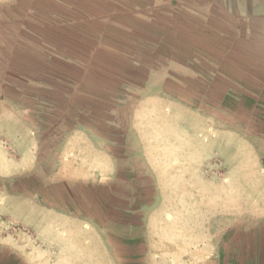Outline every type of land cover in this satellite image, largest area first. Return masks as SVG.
I'll list each match as a JSON object with an SVG mask.
<instances>
[{
    "label": "crops",
    "instance_id": "0c3cea01",
    "mask_svg": "<svg viewBox=\"0 0 264 264\" xmlns=\"http://www.w3.org/2000/svg\"><path fill=\"white\" fill-rule=\"evenodd\" d=\"M40 46L59 47L61 56L42 55ZM2 47L11 61L19 63L23 54L24 73H75L59 93L74 117L60 139L56 175L101 186L110 197L99 200L107 207L102 217L47 208L42 252L32 247L26 261L3 263L0 247V264H132L136 254L108 240L112 223H123V239L136 229L131 221L141 209L131 206L144 199L132 197L129 175L157 172L148 169L152 163L158 175L201 173L214 157L227 167L226 181L202 178L182 187L206 190L201 203L194 192L192 199L167 203L158 177V203L140 213L139 263L133 264H264V0H0ZM149 56L168 64L148 66ZM116 73L150 74L144 85L116 86ZM163 73H208L210 85L168 87ZM198 91L205 96L196 98ZM13 105L0 104V159L5 141L31 169L38 139ZM247 107L251 117L243 119ZM66 110L59 108V116ZM244 174L250 177L245 185ZM243 189L251 191L247 213ZM187 200L196 201L193 209L167 213L166 206Z\"/></svg>",
    "mask_w": 264,
    "mask_h": 264
},
{
    "label": "rangeland",
    "instance_id": "374dc122",
    "mask_svg": "<svg viewBox=\"0 0 264 264\" xmlns=\"http://www.w3.org/2000/svg\"><path fill=\"white\" fill-rule=\"evenodd\" d=\"M0 49L3 51V47ZM38 50H40V52L44 50V54H41L45 56L48 50L55 59L61 56L59 47L40 46ZM7 51L0 53V104L13 102V106L16 109L15 113H18L17 115H19V118L22 119L23 122L30 124L32 126L31 128L34 127V133L38 139V148L35 152L36 162L31 169L27 167V158L20 154L18 150L13 149L11 145L5 141L1 143L3 156L2 159H0V163L2 164V172H0V247L3 248V263H14L26 261V253L28 250L32 252V247H35V253H37L36 251L42 252V224L45 219V213H49L46 211L47 208L61 209L72 214H90L96 217H102L107 211V209L104 211V207H107L100 206L99 200H105L107 197H110V193L102 190L100 188L101 186L98 185L85 186L83 184L77 185L75 181L70 180L59 181L56 175L60 166V139L62 133L68 130L72 125L69 118L74 117L73 114L66 110L67 98L66 100H59V93H63L69 83L72 80H76L75 73H24V69L27 67L20 63V57H23V54L17 56V58H19L18 63L11 61L12 55ZM162 52L160 56L162 58L166 57V52ZM151 58H153V56L147 58L148 60L146 63L148 66L166 67L168 64L163 60L154 63ZM36 65L39 64L36 63ZM63 68H65V66H63ZM34 69H38V67L35 66ZM12 71L15 73H11ZM116 74L114 79L116 86L119 84L141 86L146 84L150 73ZM163 74L167 77L165 84L168 87L172 84L189 85L203 90L205 86L210 85V80L206 78V74L208 73ZM177 80H179V83ZM216 81L215 79L212 82L214 83ZM202 92L203 91L193 95L199 99L205 96ZM179 96L185 98L186 94H179ZM43 99H46L50 103L43 105L41 101ZM10 108H5V111H11L12 107ZM59 108H64L66 110V113L62 115V117L59 116ZM250 117L251 111L247 107V110H244L242 113V118L248 119ZM60 120L65 122L62 127L57 125ZM243 134L247 137H250L251 134V129L249 126H245V122ZM155 135L156 133L153 131L147 135L150 140V142H148V150L152 151L153 154L155 152L154 145H156ZM259 145L264 151V143H259ZM244 161L246 162L245 165H249V159L244 158ZM150 168L157 170V172L148 174L134 173L129 175V180L133 184L131 190L132 197L136 196L141 198V200L144 199L141 205L138 206L136 205L137 202H135L132 203L131 206L132 210L141 209L139 213L133 216V220L131 221V225L136 226V229H132L128 234L125 232V238L123 239L120 233L123 223L115 222L109 227L110 232H108V240L113 248L119 251L136 254L134 259H131L132 264L139 263V258L135 257H137L136 252L141 247L140 239L138 238L140 236V227L142 224L140 213H143L146 208L148 209L158 203V177L160 181H162V184L167 187V189L163 191V197L166 199L167 203H180V199L182 198L192 199V192H194L195 197L199 199L198 203H201L206 190H185L182 187L186 181L200 183L202 178L205 180L223 181H226L228 178L226 175L228 172L227 167L219 158L215 157L204 165L201 173H189L187 175H182L180 173H164L158 175V166L152 163L148 169ZM135 169L143 170L144 167L136 165ZM121 177L126 180L127 175H121ZM242 181L245 185L246 182L250 181V177L244 174L242 175ZM133 188L137 190L134 191ZM250 193V190L243 189L244 213H247L245 211L250 205ZM118 194L122 197V189L115 190L116 197H120ZM227 197L233 198V196L229 194ZM90 199L95 201L91 203ZM174 200L177 202H174ZM195 203L187 200L186 206L168 205L165 209L167 213H171L172 209L174 210L173 212H176L178 209L186 212L188 208L193 209ZM119 209H121V207H119ZM109 212L112 213L113 211L110 209ZM115 212H117V207L114 213ZM153 213H158V205ZM100 224H104V222Z\"/></svg>",
    "mask_w": 264,
    "mask_h": 264
}]
</instances>
